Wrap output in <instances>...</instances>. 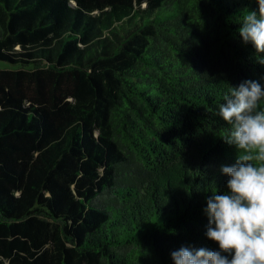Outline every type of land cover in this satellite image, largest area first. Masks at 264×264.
Segmentation results:
<instances>
[{
	"label": "trees",
	"instance_id": "obj_1",
	"mask_svg": "<svg viewBox=\"0 0 264 264\" xmlns=\"http://www.w3.org/2000/svg\"><path fill=\"white\" fill-rule=\"evenodd\" d=\"M255 9L0 0V264H173L181 246L217 248L203 209L246 151L224 140L219 105L264 83L238 31Z\"/></svg>",
	"mask_w": 264,
	"mask_h": 264
},
{
	"label": "clouds",
	"instance_id": "obj_2",
	"mask_svg": "<svg viewBox=\"0 0 264 264\" xmlns=\"http://www.w3.org/2000/svg\"><path fill=\"white\" fill-rule=\"evenodd\" d=\"M264 6V0H259ZM251 10L243 15L239 34L245 44L256 50L257 62L264 64V14ZM264 83L245 79L232 86L219 105V115L231 124L224 140L240 149L235 163L221 165L226 174V190L206 200L205 236L217 248L181 246L171 252L173 264H264Z\"/></svg>",
	"mask_w": 264,
	"mask_h": 264
},
{
	"label": "rangeland",
	"instance_id": "obj_3",
	"mask_svg": "<svg viewBox=\"0 0 264 264\" xmlns=\"http://www.w3.org/2000/svg\"><path fill=\"white\" fill-rule=\"evenodd\" d=\"M5 66H7V64L4 63V62H1V61H0V68H3V67H5Z\"/></svg>",
	"mask_w": 264,
	"mask_h": 264
}]
</instances>
